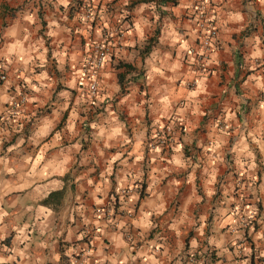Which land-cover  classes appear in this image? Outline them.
<instances>
[{
  "label": "crops",
  "instance_id": "crops-1",
  "mask_svg": "<svg viewBox=\"0 0 264 264\" xmlns=\"http://www.w3.org/2000/svg\"><path fill=\"white\" fill-rule=\"evenodd\" d=\"M135 2L0 0V264H264V0H209L203 72L194 0Z\"/></svg>",
  "mask_w": 264,
  "mask_h": 264
},
{
  "label": "built area",
  "instance_id": "built-area-1",
  "mask_svg": "<svg viewBox=\"0 0 264 264\" xmlns=\"http://www.w3.org/2000/svg\"><path fill=\"white\" fill-rule=\"evenodd\" d=\"M209 0H194V17L195 24L197 29L202 33L200 36V40L195 46L194 49L189 50V54L193 56L197 70L203 72L205 70V63L208 57V54L211 51L213 40L217 36V30L208 17L207 5ZM121 35L120 33L118 34ZM109 39V34L104 33L103 39L94 43L90 46V52L85 57L82 63V73L87 78V92L88 95L92 98L96 96L99 90V72L102 68L106 56H107V41ZM5 80V76L0 74V82ZM24 97H19L17 102H14L8 106L7 113L10 117H14L17 115V112L24 102ZM3 120V118H2ZM171 126H165L161 129L160 132H155L150 138V142L148 143L149 149L162 148L167 146L169 142V137L171 135ZM104 211V214H108V212H113L112 208H107Z\"/></svg>",
  "mask_w": 264,
  "mask_h": 264
},
{
  "label": "trees",
  "instance_id": "trees-1",
  "mask_svg": "<svg viewBox=\"0 0 264 264\" xmlns=\"http://www.w3.org/2000/svg\"><path fill=\"white\" fill-rule=\"evenodd\" d=\"M138 1L140 0H136L135 3H138ZM150 1H154L156 4H159V5H163L165 2H167L168 0H150ZM135 3H132V4H135ZM131 4V5H132ZM146 50V49H145Z\"/></svg>",
  "mask_w": 264,
  "mask_h": 264
},
{
  "label": "rangeland",
  "instance_id": "rangeland-1",
  "mask_svg": "<svg viewBox=\"0 0 264 264\" xmlns=\"http://www.w3.org/2000/svg\"><path fill=\"white\" fill-rule=\"evenodd\" d=\"M104 36V35H103Z\"/></svg>",
  "mask_w": 264,
  "mask_h": 264
}]
</instances>
